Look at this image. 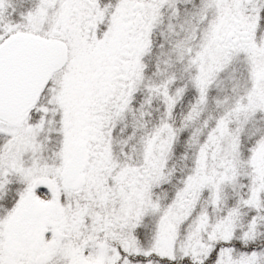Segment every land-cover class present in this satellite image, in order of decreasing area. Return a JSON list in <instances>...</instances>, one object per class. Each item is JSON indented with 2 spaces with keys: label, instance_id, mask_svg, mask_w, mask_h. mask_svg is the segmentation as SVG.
Segmentation results:
<instances>
[{
  "label": "snow or ice",
  "instance_id": "6c2138e0",
  "mask_svg": "<svg viewBox=\"0 0 264 264\" xmlns=\"http://www.w3.org/2000/svg\"><path fill=\"white\" fill-rule=\"evenodd\" d=\"M0 264H264V0H0Z\"/></svg>",
  "mask_w": 264,
  "mask_h": 264
}]
</instances>
